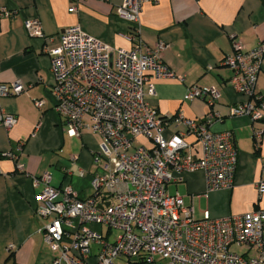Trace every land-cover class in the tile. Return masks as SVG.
<instances>
[{"label":"built area","instance_id":"1","mask_svg":"<svg viewBox=\"0 0 264 264\" xmlns=\"http://www.w3.org/2000/svg\"><path fill=\"white\" fill-rule=\"evenodd\" d=\"M143 3L124 0L116 8L118 16L131 23L130 49L114 48L80 24L66 27L57 43L46 38L52 93L64 128L73 136L87 128L102 138L93 157L96 171L90 195L82 197L70 185L53 186L48 171L34 178L35 186H44L36 197V213L46 221L41 231L56 253L49 264H156L157 260L162 264H264V210L218 218L206 210L196 218L180 194L168 191V184L181 181L184 172L199 170L205 173L208 192L231 189L239 150L231 130L210 129L213 112L200 120L183 112L162 117L149 102L157 95L154 79L184 77L162 59L168 44L159 41L150 46L142 40ZM0 16L9 17V10L2 9ZM25 28L33 38L45 37L38 18L27 19ZM232 46L222 64L232 71L231 84L243 99L231 107V115L264 120V94L256 90L264 64V39L247 49L234 37ZM25 89L20 80L0 83V98ZM219 97L214 87L193 85L184 99L212 103ZM34 103L42 108L44 100ZM15 121V116L0 113V124L9 127ZM170 124L184 125L186 130L167 138ZM189 134L193 141L186 140ZM139 137L149 140L150 146H135ZM255 138L264 139V127ZM21 151L19 144L17 152ZM17 168L23 169L19 163ZM257 188L264 192V179Z\"/></svg>","mask_w":264,"mask_h":264},{"label":"crops","instance_id":"2","mask_svg":"<svg viewBox=\"0 0 264 264\" xmlns=\"http://www.w3.org/2000/svg\"><path fill=\"white\" fill-rule=\"evenodd\" d=\"M123 1L0 0V11L10 12L9 17L0 16V83L20 80L26 87L15 96L0 98V113L16 119L9 127L0 124V264H49L56 256L41 231L46 221L36 213V197L44 186H35V177L48 171L53 186L70 185L82 197L92 193L93 157L102 138L87 128L80 136L64 128L55 108L46 44L48 38L57 43L66 27L80 24L112 47L130 49L131 23L116 12ZM72 5L76 11H70ZM30 18L41 20L45 37L29 35L25 21ZM141 24L142 40L150 46L159 41L168 44L162 59L184 77L153 80L157 95L148 99L159 115L183 112L200 120L213 112L210 129L231 130L239 150L231 189L208 192L205 173L199 170L184 172L181 181L168 184V191L180 194L196 218H202L206 210L215 218L264 210V192L257 188L264 179V139L257 142L255 138L264 120L231 115V107L243 96L231 84L232 71L222 64L233 51L234 37L247 49L264 39V0H144ZM193 85L214 87L220 97L212 103L202 98L185 100ZM256 90L264 94V64ZM35 100H44L43 107L38 108ZM180 130L186 127L170 124L165 136ZM185 138L194 139L190 134ZM141 144L150 146V141L139 137L134 145Z\"/></svg>","mask_w":264,"mask_h":264},{"label":"rangeland","instance_id":"3","mask_svg":"<svg viewBox=\"0 0 264 264\" xmlns=\"http://www.w3.org/2000/svg\"><path fill=\"white\" fill-rule=\"evenodd\" d=\"M233 250H236V251L242 252L241 249H237V248H235V247H233ZM93 251H94V248H93ZM138 264H154V263L139 262ZM156 264H162V261H161V260H157V263H156Z\"/></svg>","mask_w":264,"mask_h":264},{"label":"trees","instance_id":"4","mask_svg":"<svg viewBox=\"0 0 264 264\" xmlns=\"http://www.w3.org/2000/svg\"><path fill=\"white\" fill-rule=\"evenodd\" d=\"M133 263H139L138 261H136V262H133Z\"/></svg>","mask_w":264,"mask_h":264}]
</instances>
